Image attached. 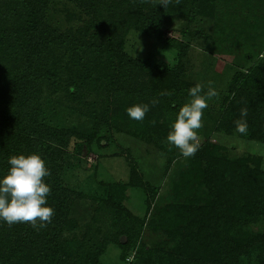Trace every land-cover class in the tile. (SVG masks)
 <instances>
[{"label": "rangeland", "instance_id": "obj_1", "mask_svg": "<svg viewBox=\"0 0 264 264\" xmlns=\"http://www.w3.org/2000/svg\"><path fill=\"white\" fill-rule=\"evenodd\" d=\"M126 1L104 0L90 15L73 0H49L43 12L46 24L80 41L47 46L49 69L56 70L57 82L47 78L42 83L39 120L74 135H94L91 149L82 153L89 167L68 160L61 170V182L72 194L69 228L60 234L61 264H131L143 252L151 264L172 259L177 260L173 264L264 262V213L249 211L239 219L232 213V198L217 196L224 186L218 160L243 159L244 169L264 172V142L243 137L227 116L245 75L264 58V0H172L163 9L158 0H147L157 24L148 25L140 16L144 29L136 27V14L127 9ZM103 31H113L111 46L119 49L125 65H120L124 69L117 79L106 74L97 80L102 64L111 60L96 52L101 42L97 34ZM20 43L0 33V111L5 93L1 84L12 72L10 64L19 60ZM118 60L114 57L110 63ZM160 65L174 79L167 94H157L151 81L160 76L154 73ZM208 81H213L218 95L203 110L199 151L185 160L166 136L188 98V88L200 83L206 92ZM256 96L254 91L251 100ZM261 97L248 108L247 119H264ZM120 100L122 116L117 109ZM134 103L150 105L148 123L128 118L125 109ZM101 136L107 138L105 147L97 144ZM210 158L211 175L204 174ZM186 223L194 228L198 224L210 234L207 250L196 247L195 252L177 255L176 229ZM124 224L140 228L126 247L114 241ZM28 252L12 264H35L33 250Z\"/></svg>", "mask_w": 264, "mask_h": 264}, {"label": "trees", "instance_id": "obj_2", "mask_svg": "<svg viewBox=\"0 0 264 264\" xmlns=\"http://www.w3.org/2000/svg\"><path fill=\"white\" fill-rule=\"evenodd\" d=\"M73 1L85 12L87 11L86 13L92 15L95 12L94 8L99 10L96 7L104 0ZM48 2L49 0H0V33L13 37L14 41L19 40L21 42L20 53L18 52L16 55V59L19 60H14L10 64L9 70L11 69L12 72L1 84L5 88V93L0 111V172L7 169V158L10 155L39 152L51 172V175L44 179L51 186L47 202L55 210L52 222L38 231L27 222H18L11 226L0 222V264L18 263L26 256V252L29 254L28 249L33 250L31 254L35 256V264H61L64 248L60 234L69 226L66 216L72 198L69 189L61 182V170L68 160L74 163L72 165H77L80 168L89 167L82 153L86 154L91 149L93 134L74 135L70 129L51 126L45 121L39 120L41 110L37 99L42 89V83L47 81V78H52V84L57 82L56 70L50 71L49 69L47 46L62 43L73 44L80 41L45 23L43 12ZM126 3L130 4L127 6L128 10L134 9L138 29H144L143 21L138 19L140 16H145L144 21L149 23L148 25L157 24L156 17L151 11L152 7H148L147 0H127ZM161 7L164 8L162 4ZM147 13L150 15L149 18L145 15ZM149 30L150 28L146 29V31ZM97 37L101 39V42L98 49L96 48V52L99 55L103 53L104 56L109 57L110 62L114 57L119 59L117 62H113L114 64L105 61L102 64L105 72L103 71L97 80L103 79L106 74L117 79L124 69L120 65L123 64V67L125 65L119 57V49L115 50L111 46L114 39L113 31H103V34L99 32ZM75 48L76 55L77 49ZM178 56L179 53L175 55V58L177 59ZM166 70H168L166 66L160 65L154 70V73L160 76L151 77V81L155 85L154 91L157 94H166L165 91L171 89L173 85L174 79L165 74ZM89 71L92 73L91 69ZM84 77L87 76L84 75L82 78ZM243 87L250 88V90L243 93L241 90ZM254 91L258 92V96L251 100V94ZM260 97H264V58L245 75L242 86L233 96L228 118L234 122L239 118L242 107L253 108L256 103L255 99ZM234 98L238 101L235 102ZM112 100L117 101L115 96ZM121 104L122 100L118 102L117 109L122 116L120 110L124 105L121 106ZM150 116L151 113H146L143 121L146 122ZM263 120L259 115L254 120L247 119L248 131L244 134L241 133V135L250 139L258 138L264 142ZM146 123L144 126L147 125ZM71 144H73V149L69 150ZM97 144L99 147L107 146V138L98 137ZM211 159L207 162L209 166L204 169V174L211 175ZM242 160L237 159L229 163L218 160L220 162L218 168L223 171V177L228 176V179L221 178L224 181V186L218 188L217 196L220 199L225 196L232 198L235 202L232 210L233 215L235 216L237 212L239 219L244 220L249 211L255 210L257 213H264V172L255 168L244 169ZM197 171L198 169H196ZM246 171L248 174H245ZM186 176L189 178V172L186 173ZM220 204L223 206L222 202ZM212 206L215 209L214 203ZM183 225L176 229L180 236L179 244L176 246L177 255L180 251H187L196 247H204V250H207V237L210 234L204 228L201 229L198 224L196 228L193 227V224L186 223ZM139 229L124 224L122 232L117 234L114 241L126 247L139 234ZM104 248L105 244H102L99 251L101 252ZM53 257H55L54 260ZM176 261L172 259L167 264L177 263ZM130 262H132L131 264H151L149 257L144 252L142 255H135ZM258 264H264V262Z\"/></svg>", "mask_w": 264, "mask_h": 264}, {"label": "clouds", "instance_id": "obj_3", "mask_svg": "<svg viewBox=\"0 0 264 264\" xmlns=\"http://www.w3.org/2000/svg\"><path fill=\"white\" fill-rule=\"evenodd\" d=\"M172 0H158L157 4L166 7ZM213 81L205 85L200 83L187 90L188 98L182 103L171 122L166 142L179 150L185 160L194 156L201 145L198 129L202 127L201 117L208 102L218 95ZM167 94V93H166ZM129 118L142 121L150 110L147 103H134L126 107ZM248 108L242 107L240 115L234 121L238 133H247ZM7 169L0 172V222L9 226L15 223H29L39 230L52 222L55 210L48 204L47 198L51 186L45 177L51 172L39 152L18 153L7 158Z\"/></svg>", "mask_w": 264, "mask_h": 264}]
</instances>
